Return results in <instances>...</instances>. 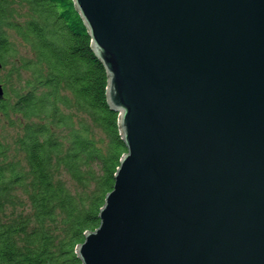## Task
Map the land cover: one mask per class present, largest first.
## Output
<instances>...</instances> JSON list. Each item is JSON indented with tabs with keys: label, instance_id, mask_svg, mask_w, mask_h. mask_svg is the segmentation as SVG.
<instances>
[{
	"label": "water",
	"instance_id": "1",
	"mask_svg": "<svg viewBox=\"0 0 264 264\" xmlns=\"http://www.w3.org/2000/svg\"><path fill=\"white\" fill-rule=\"evenodd\" d=\"M73 3L126 148L77 258L264 264V0Z\"/></svg>",
	"mask_w": 264,
	"mask_h": 264
},
{
	"label": "trees",
	"instance_id": "2",
	"mask_svg": "<svg viewBox=\"0 0 264 264\" xmlns=\"http://www.w3.org/2000/svg\"><path fill=\"white\" fill-rule=\"evenodd\" d=\"M0 264H82L126 154L73 0H0Z\"/></svg>",
	"mask_w": 264,
	"mask_h": 264
}]
</instances>
